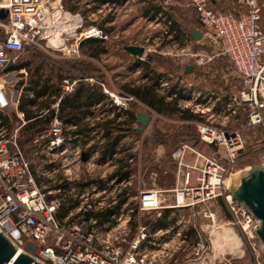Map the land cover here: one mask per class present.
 <instances>
[{"label":"built area","instance_id":"1","mask_svg":"<svg viewBox=\"0 0 264 264\" xmlns=\"http://www.w3.org/2000/svg\"><path fill=\"white\" fill-rule=\"evenodd\" d=\"M240 1L247 6V11L235 16L213 10L209 0H189L199 26L198 41L217 46L218 52L229 60L233 74L240 80L238 89L234 93H227V99L218 102V105L208 104L210 96L202 94L198 101L188 106V110L200 118L204 116L205 120L209 119L196 125L199 141L224 147L229 162H233L242 146L237 133L226 125L230 115L240 108L242 113H247L249 125L264 126V26L259 22L260 10L254 0ZM87 4L90 15L100 14L106 19L118 7L111 0H89ZM159 4L165 9L170 0H160ZM0 9L6 14L5 17L0 16V69L10 59L14 61L10 54L23 50V44H42L64 56L76 58L80 55L81 40L96 37L107 41L110 37L104 30L107 29V20L104 26L95 24L82 28V12L69 11L59 1L0 0ZM144 19L149 24L162 20L165 38H171L167 15L158 13ZM144 50L148 49L144 46ZM194 56L195 61L199 62L200 56ZM82 79L62 78L60 95L50 106L55 111L49 125L34 134L30 140L31 151L27 154L18 140L21 127L26 123L25 113L17 108L12 109V102L6 95V79L0 74V114L9 118L12 111L16 114L11 128L0 117V229L17 248L22 246L23 251L46 264H162L161 257L167 255V249L176 246L173 239H184L181 227L168 225L148 233L145 225L139 226L127 241L123 236L130 220L128 212L113 211L103 224L98 222L96 214L112 209L116 204L115 200L109 203L105 201L106 188L103 185H97V190L94 185L91 194L88 191L80 195L74 193L72 200L60 198L66 188L70 194L78 189V164L82 161L89 164L92 159H85L83 152L92 151L86 150L87 136L95 131L73 134L58 116L57 110L64 94L73 91ZM85 79L95 81L93 77ZM101 85L119 107H126L124 100L133 98L109 91L104 83ZM193 100H197L196 96ZM182 101L190 103V99ZM43 111L47 114L49 109ZM214 116L220 117L219 123H213ZM99 142L103 143L101 140ZM187 152L190 155L186 159ZM171 157L178 168L176 183L168 192L158 188L141 190L137 202L139 210H158L159 213L162 209L205 206L227 187L230 176L227 165L219 163L213 155H202L189 145L182 144L172 151ZM58 169L65 176V184L51 187L40 184L51 178V173ZM130 178L115 183L112 179L110 182L127 183ZM87 188L88 185H85L84 189ZM41 189H44L43 192ZM164 195H169L171 203L164 204ZM225 199L230 214L229 223L249 235L258 222L251 218L245 208L236 205L229 194ZM206 216L213 220L211 213ZM112 222L116 226L108 227ZM196 238L197 241L191 246L192 258L180 264H201L205 259L202 257L205 240L198 233ZM169 243L171 246L167 248Z\"/></svg>","mask_w":264,"mask_h":264},{"label":"rangeland","instance_id":"2","mask_svg":"<svg viewBox=\"0 0 264 264\" xmlns=\"http://www.w3.org/2000/svg\"><path fill=\"white\" fill-rule=\"evenodd\" d=\"M51 1H59L63 7L69 11L79 10L82 12L84 16L82 28H86L89 25L95 26V24L98 25L99 23L104 25L107 20L106 16L104 17L100 14H94V16L90 15L91 13L87 4L89 0H78V2L74 0ZM179 1L184 2V7H182L181 12L178 13L182 20L179 21L177 15L175 17L177 19L176 22L182 26L184 24V28L186 29H188L189 26H197L196 15L195 12H193L189 0ZM254 3L258 7V10H260L259 22L264 26V0H254ZM142 5L143 4H139L137 0H129L126 6L127 16L121 17V10H119L118 7L115 8L114 14H112L113 17H117V20L112 26L115 28L127 29L129 27V31L125 33V37L123 38L108 39L109 47H111L109 51L110 55L115 53L116 57L115 59L109 58V61L107 60L101 63L107 67L110 65L109 68H112L110 82L104 81L107 88L121 95L120 85L123 82L124 74H126L129 68L134 69L133 59L131 56L126 55L123 47H125L124 45L128 46V44H141V46H145L148 49L144 51L141 59L149 55L148 58L150 59L151 67L157 72L163 73V77L166 80L165 83L163 82L160 84L158 92L165 93L166 91L169 92L170 89L174 90L176 96L174 103L179 109L188 110V106L198 101V98L202 96V94H205L206 97L210 96L207 101L208 104L218 105V102L227 99V93H234L236 89H238L240 80L233 74L229 60L218 52L217 46L208 45L201 41L186 40L187 46L184 45L182 55L179 54L181 43L178 38H165L166 35L163 32L164 24L162 20L158 23L153 21L150 22V24L147 23L144 19L145 17L142 15ZM231 6L232 4L229 3L227 7L231 8ZM175 7L176 4L170 0V4L162 10L165 11L167 8L169 10H175ZM245 9L247 10V6ZM169 20V25H171V19ZM169 28H171V26ZM23 46V50L14 54L12 53L10 56L15 60V63L29 62V66L25 68L26 74L20 73L18 77L14 74V71L17 69H12L9 71L10 74L5 77L6 90L9 91V96H13L14 98L18 97L17 89L20 82L24 81V86H26L31 78H35L37 68H39V72L42 73L41 76H47L50 68L49 58L61 61L67 59V57L62 56L59 52L48 47L45 48L42 44H33L32 46L23 44ZM85 50L86 46L80 47L79 57L68 59L91 62V60L87 58L88 55ZM184 53H192L193 55L189 56ZM194 55L200 56L199 62L195 61ZM185 66H191V69L186 71ZM53 74H55V72ZM114 74L117 77L116 80L114 79ZM88 76L93 77L95 80L94 82L97 81L95 73H90ZM140 76V72H132L133 80H136ZM15 77L16 79H14ZM15 80L16 83L13 85ZM179 94L181 96H179ZM197 94L199 95L197 96ZM195 96L197 100H193ZM173 97L174 95H171L167 97L166 100ZM215 98H218V100H215ZM185 99H190V103H184L182 100ZM203 100L204 99H202L200 103ZM124 102L126 107L123 108L120 106L121 110L133 109L136 114L142 112L149 116L148 122L143 127L144 129L137 131L135 127H141V124L135 121L131 123L130 129L126 128L123 130V136L112 159L101 156L98 145L96 148L91 147L94 144L101 143L99 142V140H101L100 133H88V147H86V150L92 151L83 152V155L87 160H89L90 157L92 159L89 161V164L84 161L78 164V189H74L70 194L66 188V191L61 193L60 198H63V200H68L70 198V200H72L74 197L73 195H80V193L84 191H88L89 194H91L93 192L91 188L94 187V185H103L104 188H106L105 201L107 203L115 200L117 204L121 198L124 196L127 197L124 203H121L120 206H117V208L113 210L116 213L119 211L123 213L128 212L130 215V220L126 224V233L123 236L127 241L134 236L139 226L145 225L147 227V232L152 233L154 230H151L149 224L161 216L164 210H167L166 217L164 218V220L167 221V226L172 225L173 227H181V235L183 234L185 237L184 239H173L176 246L175 248L167 249V255L161 257L162 264H180L190 261L192 258L191 246L197 241V233L202 240H205L206 246L202 254V257H205V259L201 264H264V246L260 240L257 239L254 231H251L249 235L243 234L234 224L229 223L230 218L226 219L223 215L224 212L229 213L225 199L228 194L230 195L227 187L222 191L220 196L209 201L205 206H193L189 209H162L159 213L158 210H139L137 206L138 196L141 190L158 188L164 192H168L172 189L177 180L178 168L176 161L171 157V153L182 144L189 145L202 155H213L219 163L227 165L228 172L230 173L227 186L238 173L245 172L253 165L264 166V126L249 125L247 122V113H242L240 108L236 109L235 114L230 115L226 125L230 130L237 133V137L242 142V146L237 151L233 162H229L230 158L227 157L224 147L210 146L199 141L196 125L209 120H205L204 116L200 118L198 114L188 110V112L194 114L196 117L193 120L181 121L177 114H169V116L156 114L133 98L129 101L124 100ZM113 104H106L103 108L101 107V109L106 110L97 115L99 121L113 117L115 110H117L115 108V110L111 109ZM124 117L123 115L121 120ZM213 119V123H219L220 121V117L216 118L214 116ZM115 132L116 131H114V133ZM156 132L158 134L154 137ZM158 137H161L162 141L157 140ZM22 147L25 149V152L29 154L32 145L30 141H27ZM95 150H98L97 153L94 152ZM189 155L190 152H187L185 158L187 159ZM118 158H123V161L128 164V169L131 171V178L127 183L114 184L115 181L112 183L108 178L119 165L117 161ZM51 176V178L46 179L44 182H40V184L42 183L51 187L66 183L65 176H63L61 169L51 173ZM102 181H105V183L102 184ZM85 185H88L87 189H84ZM98 186L96 190L99 188ZM75 188L77 187L75 186ZM164 196V204L171 203L169 195ZM219 204H221V207H219ZM114 205L112 204L111 207ZM103 213L104 212L97 213L96 215L98 217V215ZM209 213L212 214V221L206 216ZM109 215L110 214H104V219L102 221H99V218H97L98 222L103 224V222L110 217ZM115 224L116 223L112 222L108 227ZM190 230H192V234L188 236L186 232ZM229 236L235 237L236 244H234V241H231ZM170 246L171 243L168 244L167 248H170Z\"/></svg>","mask_w":264,"mask_h":264},{"label":"trees","instance_id":"3","mask_svg":"<svg viewBox=\"0 0 264 264\" xmlns=\"http://www.w3.org/2000/svg\"><path fill=\"white\" fill-rule=\"evenodd\" d=\"M119 3L121 0H111ZM160 1V0H158ZM144 3L143 9V17L150 18L158 13L167 15L169 19H171V28L168 27V32H171L172 38H178V40L183 39V37L188 35V32H182L178 27V23L174 20V16H172L171 9L168 8L164 11L162 10L161 5L158 2H152L151 0H142ZM188 31V30H187ZM80 47L86 46L85 52H87V57L96 58L101 54L107 52V42L99 39V38H86L80 41ZM32 46L33 44H27V46ZM35 45V44H34ZM149 55H146L144 59H136L134 65L140 68V77L136 80H132L131 82H126L120 85V92L122 96H133L138 103L145 106L148 110L154 111L159 115L169 114H177L181 121L193 120L196 116L188 112V110L179 109L175 105V91L169 90L165 93H159L158 89L162 82H166L163 77V73L157 72L153 67H151ZM49 72L47 76H41V72H39V68L35 72V78H31L26 86L23 87V91L20 94L18 101V109H21L25 112V118L28 120L20 130L19 144L24 145L25 142L30 141L34 134L46 128L49 125L51 117L54 114L52 109H49L47 114L39 113L38 110L48 108L49 103L52 101L51 99H44L46 95H55L58 97L60 94V82L64 76L71 78H87L90 73H95L97 77V81L91 83L86 80H82L79 86L74 89L71 93H65L62 99L60 100L58 106V116L62 119L63 123H72L77 125H82V117L85 114L93 115L91 111V107L101 104L103 108L106 103H112L111 98L102 90L101 83H104L105 79L102 74V68L97 65H93V62L87 61H77V60H69L68 58L61 60H53L49 58ZM29 66V62L27 63H15L9 70L26 68ZM55 72V74H53ZM90 72V73H89ZM50 77L54 78V82H50ZM24 81H21L20 84H23ZM31 93L32 96L29 94ZM178 94V93H177ZM174 95L173 98L166 100L167 97ZM179 96H181L179 94ZM42 98V99H41ZM55 99V98H54ZM32 105H36V109H31ZM115 107V105L113 104ZM117 109V107H115ZM119 109V108H118ZM106 110V109H104ZM125 116L122 120L121 117ZM136 113L133 109L130 110H115L112 118L103 119L101 121L95 122L92 125H82L86 130L73 131V134H82L85 131L94 130L95 134L100 133L101 143L98 146L100 149V155L104 158L112 159V156L115 155L116 149L120 140L123 136L122 131L130 129L131 123L136 121ZM1 120L9 124L10 121L16 118L15 112L12 111L11 117L1 116ZM11 119V120H10ZM87 124V123H86ZM127 125V127H126ZM137 131L139 127H135ZM102 129V130H101ZM114 131H116L114 133ZM158 133H155V136ZM22 136V138H21ZM25 138H24V137ZM98 136V135H97ZM178 136V135H176ZM158 137L157 140L162 141V138ZM154 139V138H153ZM104 140V141H103ZM99 144H94L92 147L96 148ZM117 161L119 165L116 170H114L109 175V180L114 179L115 182H121L123 180H128L131 176V171L128 169V164L123 161V158H118ZM127 197H123L117 202V204L112 209H108L103 214L98 215L99 221L104 219V214H111L117 206H120L121 203L126 201ZM221 207V204H219ZM167 210H164L160 217L156 218L152 223H150L151 230H154L157 227H166L167 221L164 220L166 217ZM226 219L230 218V214L228 212L223 213ZM192 230L186 232L189 236L191 235Z\"/></svg>","mask_w":264,"mask_h":264},{"label":"water","instance_id":"4","mask_svg":"<svg viewBox=\"0 0 264 264\" xmlns=\"http://www.w3.org/2000/svg\"><path fill=\"white\" fill-rule=\"evenodd\" d=\"M5 11L0 9V16L5 17ZM189 36L193 41L200 39V33L193 28L189 32ZM125 51L141 58L144 53V47L141 45L128 44ZM13 65L10 59L3 71H9ZM191 66H185V70L189 71ZM149 120V116L145 113H137L136 121L141 124L139 130H143ZM44 189H41L43 192ZM227 190L231 199L236 205L245 208L252 219L258 223L254 228V234L264 246V166L253 165L243 173L229 182ZM0 264H46L38 258L32 257L21 248H17L14 243L0 229Z\"/></svg>","mask_w":264,"mask_h":264},{"label":"crops","instance_id":"5","mask_svg":"<svg viewBox=\"0 0 264 264\" xmlns=\"http://www.w3.org/2000/svg\"><path fill=\"white\" fill-rule=\"evenodd\" d=\"M129 0H121L119 3H117L118 4V8H119V10H121L120 11V14H121V17H123V16H127V8H126V6H127V2H128ZM152 2H160V1H158V0H151ZM171 1H173V3L174 4H176V7H175V10H171V12H172V16H174V20H177L175 17L178 15V19H179V21H181L182 20V18H180L179 17V12H181V10H182V7H184L183 5H184V2H182V1H179V0H171ZM137 2L139 3V4H143L144 5V3L142 2V0H137ZM229 3H231L232 4V6H231V8H228L227 6H228V4ZM209 4H210V7L213 9V10H215V9H217V10H220V11H224V12H228V13H230V14H233V15H239V14H241V13H244V12H246L247 10L245 9L246 8V5L244 4V2H242V1H240V0H209ZM143 5H142V7H143ZM124 12V14H123V12ZM142 15H143V11H142ZM142 17V16H141ZM117 20V17H113L112 15H111V17L110 18H108L107 19V29H104L109 35H110V37H109V40H112V39H118V38H123V37H125V33H128V31H129V27H128V29L127 28H115V27H113L112 26V24L113 23H115V21ZM196 23H197V21H196ZM186 24V23H185ZM98 25H100V26H104V25H102V24H98ZM187 25H190V24H187ZM184 24H183V26L182 25H178V27L181 29V31L182 32H188V35L187 36H185V37H183V39H181V40H179L180 41V47H181V49H180V52H179V54H181L182 55V51L184 50V45L185 46H187L186 45V40H192L191 38H190V36H189V32H190V30L191 29H193V28H195V29H197L198 31H199V26H198V23H197V26H195V27H191V26H189L188 27V29H186V28H184ZM188 30V31H187ZM116 35L118 36V37H116ZM188 37V38H187ZM104 41H106V40H104ZM107 42V52H105V53H103V54H101L99 57H96V58H90V57H87L89 60H91L95 65H96V63H97V66L98 67H101L102 68V74H103V76H104V78L103 79H105V81H107L108 83L110 82V78H111V76H110V74H112L111 72H112V68L110 69L109 68V66L110 65H108V67L106 66V65H104V64H101L102 62H106L109 58H114L115 59V57H116V54L115 53H113L112 55H110V49H111V47H109V43H108V40L106 41ZM113 45H115V44H113ZM112 45V46H113ZM141 45V44H140ZM124 46H126V45H124ZM123 47V46H122ZM123 48H125V47H123ZM186 48V47H185ZM53 50V49H52ZM54 51H56V50H54ZM58 52V51H57ZM124 52H126L125 50H124ZM60 53V52H59ZM61 54V53H60ZM178 54V55H179ZM126 55H129V56H131L132 57V59H133V63L135 62V60L136 59H141V58H137L136 56H134V55H132V54H130L129 52H126ZM62 56H64V55H62ZM134 56V57H133ZM65 57H67V56H65ZM67 58H71V57H67ZM76 58H78V57H76ZM71 59H75V58H71ZM143 60V59H142ZM109 61V60H108ZM14 62V61H13ZM12 62V63H13ZM119 66V65H118ZM110 69V70H109ZM124 69H125V67H124ZM9 71H11V70H9ZM9 71H3V69H0V74H2L4 77H7V75H9L10 73H9ZM21 71H23V72H21ZM141 72V70H140V68H138L137 66H135L134 65V69H132V68H129V70L126 72V74H124L125 76H124V78H123V82H122V84L123 83H126V82H131L133 79H132V72ZM20 73H25L26 74V71H25V68H21V69H17V70H15L14 71V74H16L17 76L20 74ZM114 76V79L116 80V76H115V74L113 75ZM19 77V76H18ZM23 77H25V76H23ZM22 77V78H23ZM14 79H16V77L14 78ZM24 79V78H23ZM80 79V78H79ZM82 80H86L85 78L84 79H82ZM81 80V81H82ZM80 81V82H81ZM87 81V80H86ZM50 82H54V78L53 77H50ZM15 83H16V80H15V82H14V84L13 85H15ZM61 83V82H60ZM163 83V82H162ZM165 83V82H164ZM24 82H23V84H19V87H18V89H17V95H18V97L16 98H14L13 96H9L10 95V93H9V91L8 90H6V95L8 96V98L11 100V102H12V109L14 110V108H17L18 109V101H19V97H20V93L23 91V87H24ZM80 84V83H79ZM79 84H78V86H79ZM104 85H105V87H106V84L104 83ZM77 86V87H78ZM76 87V88H77ZM75 88V89H76ZM107 88V87H106ZM109 91H111L112 89H109V88H107ZM103 90V89H102ZM74 91V90H73ZM73 91H71V92H73ZM71 92H69V93H71ZM104 92V91H103ZM112 92V91H111ZM106 93V92H105ZM107 94V93H106ZM30 96H32L31 95V93L29 94ZM108 95V94H107ZM109 96V95H108ZM110 97V96H109ZM51 99L52 101L49 103V106H48V108H45V109H40V110H38L39 111V113L41 112L42 114H44L43 112V110H48V109H52L53 111H55L54 110V108H51L50 106H51V104H53L55 101H56V99H57V97L55 96V95H46L45 96V98L44 99ZM55 98V99H54ZM111 98V100H112V102H113V99H112V97H110ZM42 99V98H41ZM60 103V102H59ZM106 104H110V103H106ZM105 104V105H106ZM104 105V106H105ZM115 105V107H117V110H119L120 109V107L118 106V105H116V104H114ZM59 106V105H58ZM114 106H112V108L111 109H113V110H115L114 108H115ZM119 108V109H118ZM31 109H36V105H32V107H31ZM57 109H58V107H57ZM91 109V111L93 112V115H88V114H85L83 117H82V125H86V126H88V125H92L93 123H95V122H98L99 121V119H98V114H101L103 111H105V110H103V109H101V104H97V105H95V106H93V107H91L90 108ZM18 110H21V109H18ZM25 113V112H24ZM98 119V120H97ZM24 120L27 122L28 120H26V118H25V115H24ZM101 121V120H100ZM87 123V124H86ZM12 124H13V121H10V123L9 124H6L7 125V127L8 128H11V126H12ZM65 124V126L67 127V128H69L71 131H82V130H86V128H83L82 127V125H77V124H72V123H67V122H65L64 123ZM22 129V128H21Z\"/></svg>","mask_w":264,"mask_h":264},{"label":"bare ground","instance_id":"6","mask_svg":"<svg viewBox=\"0 0 264 264\" xmlns=\"http://www.w3.org/2000/svg\"><path fill=\"white\" fill-rule=\"evenodd\" d=\"M229 238L231 239V241H234V244H236V239H234L235 237L233 236H229ZM238 246V245H237ZM20 248H23L22 246Z\"/></svg>","mask_w":264,"mask_h":264}]
</instances>
